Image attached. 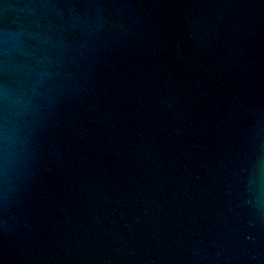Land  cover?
Segmentation results:
<instances>
[{"label": "water", "instance_id": "obj_1", "mask_svg": "<svg viewBox=\"0 0 264 264\" xmlns=\"http://www.w3.org/2000/svg\"><path fill=\"white\" fill-rule=\"evenodd\" d=\"M0 264H264V0H0Z\"/></svg>", "mask_w": 264, "mask_h": 264}]
</instances>
